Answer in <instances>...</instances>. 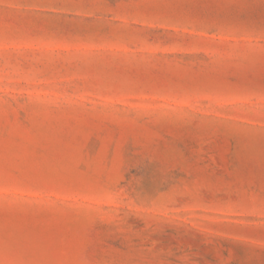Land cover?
Wrapping results in <instances>:
<instances>
[{"label": "rangeland", "instance_id": "rangeland-1", "mask_svg": "<svg viewBox=\"0 0 264 264\" xmlns=\"http://www.w3.org/2000/svg\"><path fill=\"white\" fill-rule=\"evenodd\" d=\"M0 264H264V0H0Z\"/></svg>", "mask_w": 264, "mask_h": 264}]
</instances>
